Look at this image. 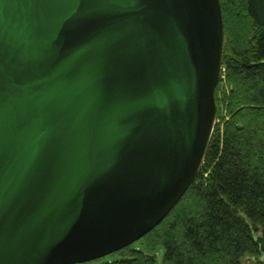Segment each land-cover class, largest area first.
<instances>
[{
  "label": "water",
  "instance_id": "obj_1",
  "mask_svg": "<svg viewBox=\"0 0 264 264\" xmlns=\"http://www.w3.org/2000/svg\"><path fill=\"white\" fill-rule=\"evenodd\" d=\"M223 44L219 0H0V264L158 226L203 163Z\"/></svg>",
  "mask_w": 264,
  "mask_h": 264
},
{
  "label": "trees",
  "instance_id": "obj_2",
  "mask_svg": "<svg viewBox=\"0 0 264 264\" xmlns=\"http://www.w3.org/2000/svg\"><path fill=\"white\" fill-rule=\"evenodd\" d=\"M219 2L218 123L195 180L148 234L83 264H157L160 248L162 264H264V0Z\"/></svg>",
  "mask_w": 264,
  "mask_h": 264
},
{
  "label": "rangeland",
  "instance_id": "obj_3",
  "mask_svg": "<svg viewBox=\"0 0 264 264\" xmlns=\"http://www.w3.org/2000/svg\"><path fill=\"white\" fill-rule=\"evenodd\" d=\"M216 112H217V108H216ZM215 123H218V120L216 119V117H215V122H214V124ZM163 248H160L159 250H158V252H157V264H162V258H163ZM95 263H97V262H95ZM98 263H99V261H98ZM243 264H252V262L250 261V260H244L243 261Z\"/></svg>",
  "mask_w": 264,
  "mask_h": 264
}]
</instances>
